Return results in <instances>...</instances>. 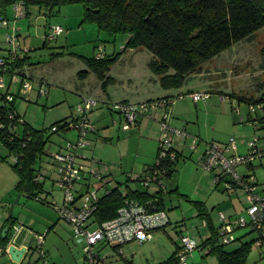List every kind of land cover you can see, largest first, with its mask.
I'll return each mask as SVG.
<instances>
[{
	"label": "rangeland",
	"instance_id": "obj_1",
	"mask_svg": "<svg viewBox=\"0 0 264 264\" xmlns=\"http://www.w3.org/2000/svg\"><path fill=\"white\" fill-rule=\"evenodd\" d=\"M84 12L85 7L82 3L64 5L52 14H47L37 6H32L28 15L17 19L16 11L12 6L9 8L7 17L10 20L9 27L18 28L17 42L28 51L26 54L29 56V63L21 70L28 74L29 80L34 86L31 92L21 93L16 98V110L21 114L23 120L35 128L46 129V136L51 134L46 146V153L38 165L47 176L43 195L48 192L49 197L48 202L37 201L27 196L21 197L20 192L13 189L7 194L5 200L0 199V229L11 215L18 218L15 223L27 219L28 221L25 222L29 236L28 244L37 245L36 232L45 235L44 249L52 264H88L86 238L77 234L71 224L60 217L59 212L52 204L54 201L61 203L64 196V191L55 182L59 175L58 163L54 160L53 155L58 152L60 146H65L68 141L77 142L80 134L79 129L73 127L67 132H53L52 124L68 116L78 117L77 107L82 98L94 94L101 101V107L95 110L98 113L94 114L91 120L95 121L94 126H97L100 131L98 134L89 136L93 142L82 149L81 154L88 158L84 159V162L89 171L96 169L102 173L104 179L110 178L116 183L123 182L121 187L124 191L127 189L126 182L134 189H145L142 181L137 179L144 173L142 168L144 163L141 162L156 161L161 137L160 135L157 143L151 136L146 137L147 140L140 143L138 131L134 130L132 134H125L122 130L123 136L120 138L117 128H113L116 125L113 115L115 117L118 115L109 112L99 117L101 111L108 109L107 103H104L102 98L106 99L109 93L112 94L113 100L136 98L132 95H136V90L143 88L144 85L142 80H138L146 79L145 76L153 72L149 66L153 53L147 48L124 51L120 60L112 68V73L116 77L122 78L123 82L119 80L110 82L107 87L108 91L102 88L101 80L95 73L91 72L84 79L79 76V72L89 69L87 58L97 56L101 47L107 54L121 52L127 40L125 35L112 36L101 30L97 23L84 21ZM56 26H62V31L56 34L54 39L47 40V33H52ZM12 28L9 29L7 26L0 28V57L10 55L11 47L10 44L8 45L7 35L9 32H14ZM45 43L47 44L45 45ZM155 75V81L151 79L149 82L150 85H153L152 87H156L155 85L159 87L161 76ZM5 78L9 86L11 76L7 74ZM42 82L45 85L46 93L40 96ZM189 88L213 90L211 98L209 97L210 99L207 100L208 105H205V101L196 105L190 98H176L178 92L182 90L186 92ZM19 89L18 84H12L10 92L18 93ZM162 89L161 87L156 89L150 93L152 94L150 96L157 97L156 95L164 91ZM7 90L0 88V104L2 102L1 93L7 92ZM176 90L177 94L173 97L175 100L171 106L170 121L174 119L182 123L180 126L182 129L189 126V130L193 134L192 137L197 136L200 141L196 149L192 147V138L176 142L175 147L180 146L184 158L174 176L166 179V186L171 189L178 185L182 194H189L192 196L191 198L207 201L209 210L218 226L221 223L219 206L226 200L238 208V213L233 219H238L240 216H246L249 219L244 205L247 201L246 194L240 192L239 189V192L231 194L230 198L225 181H222L220 185L215 182V175L220 171L206 170L200 163V157L209 142L228 141L231 137L238 140L240 150L244 154L249 151L248 142L257 136L260 137V146L264 145V128H258L249 121L250 103L240 99V96L261 98L264 95V28L253 37L236 43L207 62L202 70L191 74L186 83ZM222 92L224 93L222 94ZM222 96H226L227 100L223 101ZM176 106L182 109L183 114L175 110ZM259 116H264V110L257 109L256 112H252L253 118ZM242 117L245 121H242ZM161 127L160 122V133ZM109 128L112 129L110 131L114 130V133L109 134L110 131H105ZM131 129H135V126ZM200 134H202L201 137ZM106 136H112V142L109 140L104 142ZM9 153L8 146L0 138V156H7ZM94 156L109 157L110 166L107 165L103 168L100 162L95 161ZM13 159L14 157H9V160L5 161L7 163L1 166L4 169L8 168V170H3L8 174L6 176L3 173V176L6 177L1 175L0 194L6 186L11 188V184H13L11 174H17L11 164ZM239 171L241 172L243 169L240 168ZM255 171L259 193L264 196V165L259 160L255 162ZM90 180L95 185L98 182L102 183L96 177H91ZM93 188H95L94 185H92ZM86 190L87 188L84 191ZM105 192V187L99 190L100 195ZM174 196V198H166L172 224L166 228L154 230L151 240L133 241L120 249L110 246L104 248L102 256L108 257L106 263L103 264H120L125 260L124 257L132 260L134 264L164 262L175 252L179 243V233H188L189 230L186 229V226H191L192 229L194 227L197 232V228H199L203 236L207 237L209 230L203 226V220L198 216L197 207L187 197ZM214 206L216 207L213 208ZM173 224L177 227H173ZM251 230L250 226L238 227L234 234L236 237H240L248 233L246 239L257 237L258 232L250 233ZM192 234L195 233L191 232ZM238 243L240 242H232L226 247L233 249ZM34 252H30L32 260L38 257ZM189 263L218 264V261L215 256L206 255V251L197 249L190 257ZM39 264H43V262L40 261ZM248 264H264V245L261 246L256 242L249 255Z\"/></svg>",
	"mask_w": 264,
	"mask_h": 264
},
{
	"label": "trees",
	"instance_id": "obj_2",
	"mask_svg": "<svg viewBox=\"0 0 264 264\" xmlns=\"http://www.w3.org/2000/svg\"><path fill=\"white\" fill-rule=\"evenodd\" d=\"M18 1L26 5L27 15L32 6L52 14L64 5L82 3L85 7L84 21L97 23L101 30L112 36L127 37L121 52L105 53L103 58L97 56L87 58L89 69L79 72V76L83 78L91 72L95 73L102 81L104 89H107L114 79L110 75L113 66L128 49L150 50L153 58L149 66L155 74L161 76L163 88H181L189 76L202 70L207 62L236 43L253 37L264 28V0H0V14L8 17L9 8ZM28 63L29 56L25 54L24 57L11 62L9 72L21 69ZM19 72L24 73L23 70ZM1 94L0 138L8 146L10 153L7 156H0V163L8 161L9 157H16L17 161H13L12 165L20 177L17 185L19 192L48 202V198L42 196L45 181H40L37 177L41 173L38 165L46 153L51 134L46 136V129H37L29 122L21 121L23 118L16 110V99L9 101L7 92ZM240 99L250 104L258 103L264 100V95L261 98L240 96ZM69 119L59 120L52 127L59 125L61 128L59 132H67L66 124ZM249 119L252 122L257 120L252 117V113L249 114ZM260 120L264 123V116ZM174 151L175 159L167 158L158 162L160 153L158 148L155 163L145 172L153 168L160 169L166 183V179L172 176L182 156L176 147ZM218 176L219 174L215 175ZM221 180H224V177L217 185L221 184ZM165 190L159 188L151 192L149 189L129 187L128 191L123 193L120 188H114L101 195L94 214L95 220L102 223L116 217L127 198L147 201L158 197L161 205L167 209L164 201ZM169 192H177L189 198L197 207L199 216L207 220L211 234L204 243L201 242V250L206 251V255L215 256L218 264H248L249 255L264 230L252 228L250 233L257 231V237L252 240L237 237L236 240L240 243L235 248L228 249L227 244L221 241L219 228L212 224L205 202L193 200L190 196L180 193L178 189ZM13 224L15 220L11 216L5 225V227L10 225L9 235L12 234ZM262 238L264 239V236ZM7 244L8 238L3 239L1 234L0 247ZM208 246L211 248L208 249ZM178 248L177 244L175 252L166 261L175 259ZM131 262L133 263L132 260Z\"/></svg>",
	"mask_w": 264,
	"mask_h": 264
},
{
	"label": "built area",
	"instance_id": "obj_3",
	"mask_svg": "<svg viewBox=\"0 0 264 264\" xmlns=\"http://www.w3.org/2000/svg\"><path fill=\"white\" fill-rule=\"evenodd\" d=\"M17 19L26 16V5L22 1H18L13 5ZM7 26L9 29L10 20L0 14V28ZM13 33L9 32L7 35L8 45L10 44V55L7 57H0V88L8 89L7 98L9 101H13L17 98V94L27 93L34 89L30 77L26 72L23 74L19 71L21 69H15L9 72L11 69V62L17 58H22L28 52L19 42H17L18 28H12ZM62 31V26L54 27L53 32H48L46 39H54L56 34ZM105 52L101 47L97 58H103ZM11 76V83L8 86L5 75ZM12 84H18L20 89L18 93L10 92ZM40 94L46 93L45 85L42 82ZM197 103L201 100H207L210 97L208 91H197L188 94ZM172 98H159L148 101L133 102V101H118L112 103V109L119 113L126 123L135 124L140 120L141 115L148 109H163L164 114L160 119L161 122V137L159 143V158L158 162H161L167 158L175 159V136H185L190 138L189 133L185 129L173 127L170 123V109L174 103ZM101 101L94 95L84 96L77 107L79 113L78 117L70 118L67 122L68 130L76 127L79 129V139L77 142L68 141L65 148L56 152L53 157L58 163V175L59 178L55 181L56 184L64 191V200L61 203L54 201L52 204L59 212L60 217L71 224L74 231L82 235L87 240L86 246V260L88 264H103L106 263L108 256H102V250L108 246L120 249L127 243L133 241H148L153 238V231L159 228H166L172 224L169 212L164 208L158 197L152 198L147 201H143L135 198H127L124 205L118 210L116 217L99 223L95 220V211L98 207V202L101 197L99 189H90L89 185L86 186L87 190L83 192L78 187V184L86 180L87 172L91 177L99 178L103 182V186L108 185L106 179L102 173L96 169L88 170L84 159H88L81 154V150L86 148L90 144L89 134L95 131V126L90 119V113L99 107ZM251 113L256 112L257 109L264 110V100L258 103L250 104ZM243 118V117H242ZM250 120V119H249ZM23 121V119H21ZM242 121H245L244 118ZM252 122V121H251ZM53 131H61L59 125L52 127ZM260 137L248 142L249 151L247 153H241L239 151L238 142L235 137H231L226 143H220L217 141L209 142L204 150L200 163L209 171H220L219 176L215 177V182L218 183L220 179L224 177L226 188L233 189L238 188L244 192L247 196L248 205L246 212L249 215V219L246 216H240L237 221L241 227L250 226L264 230V197L258 192L257 185L258 179L255 174L244 175L239 172V167L242 165H253L259 160L264 165V145L259 144ZM199 140L196 137L192 138V147H198ZM14 162L17 158L14 157ZM160 169H151L137 179L142 181L145 189H150L152 185H156L160 189H166L165 179L160 174ZM46 175L42 172L37 177L40 181L46 180ZM113 187H109L107 191H111ZM106 191V192H107ZM105 192V193H106ZM221 226L219 227L220 238L223 243L229 244L236 242V236L234 234V227L227 222L224 213L220 214ZM173 227H177L173 224ZM16 233L24 231L23 226H15ZM178 251L175 259L171 261L161 262L159 264H190L189 259L193 256L194 252L201 250V241L190 234H179ZM37 245L34 253H37V259L32 260L30 250L26 253L22 262H16L15 264H39L40 261L43 264H52L48 259V253L44 249L45 235L36 233ZM264 232L260 237L258 244L262 245L264 239ZM4 248H0V253H3ZM120 264H134L130 259L124 257Z\"/></svg>",
	"mask_w": 264,
	"mask_h": 264
},
{
	"label": "crops",
	"instance_id": "obj_4",
	"mask_svg": "<svg viewBox=\"0 0 264 264\" xmlns=\"http://www.w3.org/2000/svg\"><path fill=\"white\" fill-rule=\"evenodd\" d=\"M89 75H90V73H89ZM88 75V76H89ZM110 75H112V77L114 78V82H117L118 80L119 81H122L123 82V79L122 78H120V77H116L113 73H112V71L110 72ZM87 76V77H88ZM155 76V77H154ZM86 77V78H87ZM146 77V79H144V78H142V79H139L138 81H143V83H144V85H143V88H141V89H137L136 90V95H132V96H134V97H136V98H121V99H118V100H113L112 99V94L111 93H109V96L105 99V98H102V100H103V102L104 103H107V105H108V109L107 110H104V111H101L100 112V114H99V117H102L103 115H105V114H107V113H111V114H114V113H116L118 116H114L113 115V121H115V127H113V128H117L116 130H117V133L119 134L118 136L121 138L123 135H122V133H121V131L123 130L124 131V133L125 134H132V133H134V130L135 131H138L137 133H139V135H140V137L138 138V140L140 141V143H142L143 141H145V140H147V138L146 137H154V139H155V141H156V143L158 142V140H159V137H160V135H161V133H160V119H161V117L163 116V114H164V110L163 109H148V110H146V111H144L143 112V114L141 115V117H140V120L137 122V123H135V124H128V123H126V121L124 120V118L119 114V113H117V112H115L113 109H112V103H115V102H118V101H133V102H141V101H148V100H153V99H159V98H163V97H167V96H172V97H174V96H176V92L175 91H177L176 89H179V88H171V89H165V88H163L162 86H161V84H160V86L158 87L157 85H155L156 87H152L153 85H150V80L152 79V80H154L155 81V79H156V75L153 73V72H150V75H148L147 74V76H145ZM85 79V78H84ZM133 79H135V78H133ZM132 79V80H133ZM149 82V83H148ZM152 84V83H151ZM101 86H102V81H101ZM163 88L162 90H164L161 94H158V95H156L157 97H155V96H150V95H152V94H150V93H152V92H154L156 89H158V88ZM103 88V87H102ZM104 90H106V91H108V88L107 89H104ZM32 91V90H31ZM30 91V92H31ZM197 91H208V92H210V94L212 95V92H213V90H209V89H207V90H197V89H188L186 92L184 91V90H182L181 92H178V94H177V96H176V98L178 99V98H184V99H186V98H190V99H192L191 98V96H189L188 94H190V93H193V92H197ZM218 91H221V90H218ZM224 92H222V94H223ZM40 94V93H39ZM20 94H17V97L19 96ZM94 95V94H93ZM211 95H210V98H211ZM40 96H41V94H40ZM209 98V99H210ZM193 100V99H192ZM208 100V99H207ZM207 100H201V101H199V102H195L194 100V103L196 104V105H198L199 103H201L202 101H205V105L207 106L208 105V101ZM222 100L223 101H226L227 100V98H226V96H222ZM179 101V100H178ZM176 104H178V102H176ZM175 104V105H176ZM101 107V104H100V106L99 107H97L96 109H94L91 113H90V119L92 118V116L94 115V114H97L98 112H96L95 110H97V109H99ZM175 110L178 112V113H180V114H183L182 113V109H180L179 107H175ZM95 111V112H94ZM170 112H171V109H170ZM72 116H68V117H65V118H71ZM97 117H98V115H97ZM263 117V116H262ZM262 117H258V118H255V119H257V120H259L258 122H257V120H255L254 122H251L250 120V122L251 123H254V125L255 126H258V128H264V123H261L260 121V119L262 118ZM64 118H62V119H60V120H63ZM59 121V120H58ZM57 122V121H56ZM93 123H95V121H93ZM170 123H171V125L173 126V127H176V128H180V129H182L180 126H182V123H180V122H177V121H175L174 119L173 120H171L170 121ZM53 125V124H52ZM135 126V129H131L132 127H134ZM95 131L94 132H92L91 134H89V136L90 135H92V134H98L99 133V131H100V129L97 127V126H95ZM257 128V127H256ZM257 128V129H258ZM183 129H185L188 133H189V135H190V139L191 138H193L192 137V133L190 132V130H189V126H185V128H183ZM110 130H112L111 128H109V129H107V130H105V131H110ZM112 133H114V130L113 131H110L109 132V134H112ZM201 135L202 134H200V137H201ZM195 136V135H194ZM196 138H197V136H196ZM112 136L110 137V136H106L105 138H104V142H106L107 140H109L110 142H112ZM174 139H175V144H176V142H178V141H183V140H185L186 141V139L188 140L189 138H187V137H185V136H175L174 135ZM90 140V142H93L92 141V139H89ZM199 140V139H198ZM200 141V140H199ZM238 141V140H237ZM217 142H220V143H226L227 141H223V142H221V141H217ZM177 145V144H176ZM198 146H199V143H198ZM61 148L59 149V150H61V149H63V148H65V146H60ZM238 147H239V151L241 152V150H240V145L238 144ZM158 148H159V146H158ZM198 148V147H197ZM177 149L180 151V153L182 154V156H181V158H180V160L178 161V163H177V165H176V168H175V171H174V173L172 174V176L170 177V178H172L173 176H174V174L176 173V171H178V169H179V165H180V163H181V160L184 158V153L182 152V150H180V146H177ZM58 150V151H59ZM157 153H158V149H157ZM157 153H156V155H157ZM242 153V152H241ZM203 154V152H201V155ZM95 157V161L96 162H100L102 165L101 166H103V168H104V166H110V159H109V157H100V158H98V156H94ZM201 158V157H200ZM11 162V161H10ZM7 163V162H6ZM5 162H1L0 163V181H1V175L3 176V170H8V168L7 169H4L3 167H1V166H3L2 164H6ZM13 162H11V164H12ZM141 163H144V164H142V168H143V172L145 173V171L148 169V167H150L152 164H154L155 162H152V163H150V162H141ZM262 164V163H261ZM245 166V167H244ZM243 169V171H239L240 173H242V174H244V175H248V174H250V173H252L253 172V174H255L256 173V171H255V164H253V165H242V166H240L238 169ZM12 170V169H11ZM41 172H42V170H40ZM12 172V171H11ZM15 172H17L16 170H15ZM6 176H7V174L8 173H4ZM16 174V173H15ZM42 174H44L43 172H42ZM256 175V174H255ZM6 176H3V177H6ZM13 176V177H12ZM15 176V177H14ZM17 176V177H16ZM47 177V176H46ZM90 178H91V176H90V174L87 172V178H86V180H84L83 182H81L80 184H78V187H79V189L80 190H83V192H84V190H85V188H86V186H88L89 185V188L90 189H92V185H94L95 186V188H98L99 190L102 188V187H105L106 188V191L109 189V187H113V188H120L122 191H123V193H126L127 191H128V189H129V187L130 188H132L131 187V185H129L127 182H126V188L127 189H125L126 191H124L123 190V188L121 187L122 186V184H123V182H115V181H113V179H106L107 180V182H109V184L108 185H105V186H103V182L102 183H97L96 185L95 184H93V183H91V180H90ZM19 179H20V177H19V174H18V172H17V174L16 175H14V173H13V175L11 174V180L13 181V184H11V188L9 187V186H6L4 189H3V191L1 192V194H0V199L2 200V199H6L7 198V194L8 193H10L13 189H16V191H18L19 192V190L17 189V185H18V182H19ZM47 179V178H46ZM46 181V180H45ZM1 183V182H0ZM217 186V185H216ZM9 187V188H8ZM94 189V188H93ZM132 189H134V188H132ZM136 189H138V188H136ZM159 188L156 186V185H152L151 187H150V191L151 192H155V191H157ZM174 189H178L179 190V192H180V186H175L174 188H171V189H168V187H166V190H165V197H164V201H165V206L167 207V205H166V198H174L175 196L174 195H176V196H178V195H180V194H178L177 192H173V193H171V192H169V191H171V190H174ZM228 192H229V194H230V198H231V194H233V193H238L239 191V189L238 188H233V189H226ZM257 190H258V192H259V187H258V185H257ZM44 192H45V189H44V191L42 192V196H43V198H48L49 197V193L47 192V194L46 195H43L44 194ZM240 192H241V190H240ZM181 193V192H180ZM178 194V195H177ZM103 195V194H102ZM184 195H188V196H190V198L192 197L191 195H189V194H184ZM262 195V194H261ZM20 196L22 197V196H27L28 198H31V197H29L26 193H24V192H20ZM263 196V195H262ZM183 197H185V196H183ZM264 197V196H263ZM33 199H35V200H37V201H40V200H38V199H36V198H33ZM191 199H193V200H197L196 198L194 199V198H191ZM63 200H64V196H63V199H62V201L61 202H63ZM20 201V200H19ZM197 201H203V202H205L206 203V205H207V208H208V210H209V205H208V202L207 201H205V200H197ZM42 202H44V201H42ZM244 205H245V207H247V205H248V200L246 201V204L244 203ZM216 206H214L213 208H215ZM15 208H16V206H15ZM219 208H220V211L221 212H219L220 214L221 213H224V215L226 216V220H227V222L228 223H230L233 227H234V231L238 228V227H240V225H238V221H237V219H233L236 215H237V213H238V208H237V206L235 205V204H232L230 201H224V203L222 204V205H220L219 206ZM198 212V211H197ZM209 212H210V210H209ZM170 214V213H169ZM12 216V215H11ZM10 216V217H11ZM198 216H199V212H198ZM200 217V216H199ZM210 217H211V220H212V224L218 229L220 226H221V223H220V225L218 226L216 223H215V219H214V217H213V215H212V213L210 212ZM170 218H171V216H170ZM202 220H203V226L204 227H206L208 230H209V235L205 238L204 236H203V233H202V231L199 229V228H197L198 229V232L196 231V229L193 227V229L191 228V226L189 227V226H186V229L187 230H189L188 231V233L187 234H190L191 235V232H194L195 234L193 235L192 234V236H195V237H197L201 242H203L204 243V241H205V239H207L209 236H210V234H211V231H210V228H209V224H208V222H207V220H204L202 217H200ZM18 218H16V217H14V220L16 221ZM9 220V219H8ZM8 220H7V222H8ZM25 221H28L27 219L25 220ZM25 221H23V222H20V223H15L14 225L15 226H23L24 227V230H26V222ZM237 221V222H236ZM7 222H6V224H7ZM6 224H4V226L2 227V229H0V235L2 234L3 235V232H4V229L6 228L5 227V225ZM70 224V223H69ZM49 230V229H48ZM191 230V231H190ZM190 232V233H189ZM37 233V232H36ZM248 235V233H246V234H244V235H242V236H240V237H243V240H252V238L251 239H246L245 237ZM264 245V244H263ZM263 245H261V246H263ZM255 246V245H254ZM0 248H2V247H0ZM208 249H210L211 248V246H208L207 247ZM254 248V247H253ZM0 264H15V261H13V259L11 258V256L10 255H3L2 253H0Z\"/></svg>",
	"mask_w": 264,
	"mask_h": 264
},
{
	"label": "water",
	"instance_id": "obj_5",
	"mask_svg": "<svg viewBox=\"0 0 264 264\" xmlns=\"http://www.w3.org/2000/svg\"><path fill=\"white\" fill-rule=\"evenodd\" d=\"M11 228L10 225L7 226L4 229L3 232V239H7L8 238V244L3 247L4 251H3V255H10L11 258L13 259V261L16 262H22L24 256L26 255V253L30 250V251H35L36 249V244L35 245H29L28 244V232L27 230H24L20 233H16L15 231V225L13 224L12 227V234L9 235ZM36 237V236H35Z\"/></svg>",
	"mask_w": 264,
	"mask_h": 264
}]
</instances>
